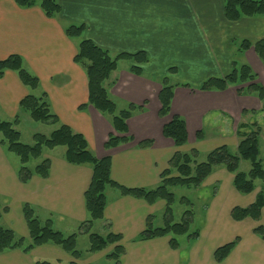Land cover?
I'll list each match as a JSON object with an SVG mask.
<instances>
[{"label": "crops", "instance_id": "obj_1", "mask_svg": "<svg viewBox=\"0 0 264 264\" xmlns=\"http://www.w3.org/2000/svg\"><path fill=\"white\" fill-rule=\"evenodd\" d=\"M56 2L60 14L47 18L38 6L22 9L14 0H0V60L10 55L20 56L26 70L39 80V87L32 91L20 82L15 72L4 73L0 78V121H11L25 96L44 93L50 111L60 124L83 135L96 158H111L113 181L126 188L150 189L159 184L160 175L175 152L195 149L206 155L223 145L235 152L238 124H260L255 117L264 120L257 98L237 95L240 86L225 91L199 90L208 79L228 75L233 63L239 67L248 65L264 87V65L253 48L239 50L243 40H264V17L228 21L223 0ZM70 25L85 27L80 38L65 36L64 30ZM81 40L92 41L112 56L138 52L147 56L141 75L129 71L131 61L120 60L104 84L118 110L128 104L144 107V112L133 114L126 122L127 136L132 138L129 143L106 150L104 144L114 133L108 119L92 106L79 110L88 100L85 72L73 62ZM164 78L176 86L170 115L160 118L158 95ZM243 111L248 113L242 115ZM173 115L180 116L186 126L187 144L179 148L162 135L164 125ZM53 127L57 126H51L54 130ZM199 131L204 135L201 140L196 138ZM143 141H151V147L140 149L138 144ZM55 152L53 149L43 153V158L50 160L46 179L33 177L21 184L16 176L18 158L0 146V225L26 241L24 204L32 207L40 221L51 220L53 228L65 236L76 233L87 218L84 193L91 182L92 169L68 164L64 160L65 149L61 154ZM232 181L233 175L224 168H216L204 181L201 187L214 191L206 205L205 224L191 244L181 237L177 250L170 248L169 237L137 240L146 218L162 214L163 201L150 205L121 196L111 188L106 190L107 205L103 220L98 221L99 234H105L109 224L110 231L121 236L124 254L120 264H264V241L252 233L257 225L264 226V208L259 222L250 219L235 222L230 217L232 208L252 204L261 187L256 185L254 192L241 195ZM244 223L246 227L242 226ZM236 237L240 238L237 246L223 262L217 263L214 251ZM112 249L110 246L86 254L75 263L97 264L108 260L106 255ZM37 260L69 264L73 258L50 244L35 247L28 253L16 249L0 254V264H36Z\"/></svg>", "mask_w": 264, "mask_h": 264}, {"label": "trees", "instance_id": "obj_2", "mask_svg": "<svg viewBox=\"0 0 264 264\" xmlns=\"http://www.w3.org/2000/svg\"><path fill=\"white\" fill-rule=\"evenodd\" d=\"M17 7L22 9L38 6L47 18H56L60 14V6L56 0H14ZM224 16L228 21L236 22L242 18L264 17V0H223ZM83 25H70L65 28L64 34L69 39L80 38L84 32ZM253 48L256 56L264 65V40L254 42L243 40L240 44V52ZM120 60L132 62L129 71L135 75H141V66L147 62V56L143 52L136 54H118L112 56L106 50L97 47L90 40H81L73 62L80 66L87 78L88 100L85 105L79 107L84 110L92 106L110 122L114 133L110 134L104 144L106 150L118 147L132 141L127 136V120L135 113L144 112L143 106L128 104L123 110H118L114 101L108 96L105 82L116 70ZM6 71L17 74L20 82L29 90L39 87V80L28 72L23 59L18 55H10L0 60V78ZM170 73L173 69L169 70ZM161 90L158 95L160 118L170 115V106L173 97L172 85L168 78L160 81ZM238 96H253L261 104L260 112H264V87L257 82V76L248 65L237 67L233 63L232 69L224 78H210L204 82L201 91H225L230 87H238ZM186 87V86H185ZM19 112L11 121H0V146L7 153L14 154L20 163L16 172L21 184L28 183L33 177L46 179L49 176L50 160L43 158L45 150H53L57 147L65 149L64 160L72 166H89L92 169L91 182L84 193V206L87 218L83 221L76 233L63 235L53 228L51 220L40 221L34 210L28 204L22 206V216L28 230V240L17 237L14 232L0 225V254L8 250L21 249L24 253L33 248L50 244L60 247L73 258L69 264H77L75 261L86 254H95L113 246L106 255V259L113 264H120V257L124 254L121 245V236L110 231L107 224L106 233L92 232L95 222L104 218V209L107 205L106 190L108 188L118 191L121 196L143 200L148 204L157 201L165 203L162 214L157 217L149 215L145 221V228L137 237V240L147 241L156 238L169 237V246L172 250L180 247V238L185 237L191 244L199 235V229L190 230L194 219L192 202L185 198H177L171 191L176 188L198 189L216 168H224L233 175V187L241 195H248L256 189L257 181H264V167L259 158L260 127L254 122L251 124L240 123L236 128L238 140L235 152L223 145L207 153L205 160L198 162L200 156L197 150L192 149L187 153L175 152L168 162V167L161 173L160 182L155 188H126L111 178V158H96L88 148L84 136L74 132L69 126L60 124L59 119L50 111L46 95L39 96L29 94L19 102ZM27 114L31 120L49 126H57L48 136L34 133L33 144L27 145L20 141V132L16 126L20 122V114ZM243 111L242 115L247 114ZM251 113H254L251 111ZM162 135L172 140L176 148L187 144V132L184 120L180 116H171L170 121L164 125ZM201 131L196 134L197 140L203 139ZM151 141H143L138 144L140 149L151 147ZM40 160L33 167H29L32 161ZM248 161L250 169L247 173L239 170L240 162ZM214 192V191H213ZM213 194V193H212ZM179 203L186 206L178 222L174 221L173 206ZM264 208V186L256 194L252 204L245 208L234 207L230 211V217L235 222L250 219L259 222L261 210ZM6 211V208L3 209ZM1 217V213H0ZM158 218V219H157ZM159 221V224H157ZM157 224V225H156ZM252 233L264 241V226L257 225ZM87 235L89 247L86 254L77 250V237ZM240 238L218 247L214 251V260L223 262L239 243ZM36 264H55L47 260H37Z\"/></svg>", "mask_w": 264, "mask_h": 264}, {"label": "rangeland", "instance_id": "obj_3", "mask_svg": "<svg viewBox=\"0 0 264 264\" xmlns=\"http://www.w3.org/2000/svg\"><path fill=\"white\" fill-rule=\"evenodd\" d=\"M237 67H239V65H237ZM249 113H251V112H249ZM19 118H20V122L15 128H16V130H18L20 132V135H21L20 141L23 144H27V145L33 144L32 136L34 133H40V134L48 136L53 131L51 126L46 125V124H42L40 122H35V121L31 120V118H29V116L27 114L22 113V114H20ZM255 119L256 120L259 119L261 121L260 124H258L256 122L255 123L258 126L260 125L259 127L261 129V134L259 137V150H260L259 158L262 161V164L264 167V120H262V118H259V117H255ZM53 128L55 129V127H53ZM49 151H51V150H45V153H49ZM55 151H56L55 153L61 154V151H64V148L58 147V148H55ZM179 152H181V151H179ZM181 153H184V152H181ZM12 155H13V157H15V159H17V157L14 154H12ZM206 155H204V153H201L200 156L197 158L198 162L204 161ZM39 161L40 160L32 161L29 164V167H33ZM249 169H250V163L248 161H242L239 170L241 172H247V171H249ZM256 185L259 187H262V186H264V181H257ZM171 191L175 194V196L178 199L181 197H185L192 202L191 208H192L193 213H194V219H193V223L191 225L190 230H196V229H199L202 226H204L206 205L212 197L213 190L200 187V188L195 189V190L194 189L189 190V189H185V188H176V189H173ZM187 209L188 208L186 206H183L179 203H175L173 206L174 221L178 222L180 220L182 213ZM98 223L99 222H95L96 226H93L92 232L99 233L101 231L99 226H98L99 225ZM242 226L246 227V224L244 223ZM17 237H19V236H17ZM77 242H78L77 243V250H79L81 253L86 254V250L89 247L88 236L87 235H81L79 237V239L77 240ZM111 263H112L111 261L104 259L103 261L98 262L97 264H111Z\"/></svg>", "mask_w": 264, "mask_h": 264}]
</instances>
